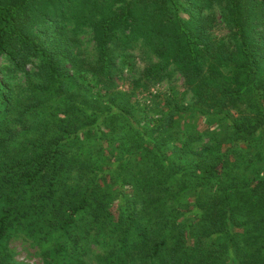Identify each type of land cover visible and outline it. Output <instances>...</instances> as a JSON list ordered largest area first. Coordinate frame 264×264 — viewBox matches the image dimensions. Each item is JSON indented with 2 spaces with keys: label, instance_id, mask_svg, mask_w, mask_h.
<instances>
[{
  "label": "trees",
  "instance_id": "obj_1",
  "mask_svg": "<svg viewBox=\"0 0 264 264\" xmlns=\"http://www.w3.org/2000/svg\"><path fill=\"white\" fill-rule=\"evenodd\" d=\"M11 238L264 264V0H0V264Z\"/></svg>",
  "mask_w": 264,
  "mask_h": 264
},
{
  "label": "rangeland",
  "instance_id": "obj_2",
  "mask_svg": "<svg viewBox=\"0 0 264 264\" xmlns=\"http://www.w3.org/2000/svg\"><path fill=\"white\" fill-rule=\"evenodd\" d=\"M139 69L142 68L141 63L139 64ZM125 79L119 85L120 90H126L129 87L130 81L129 78L131 77L127 71L123 73ZM182 84L181 81H177V85L180 86ZM167 86L163 84H157L151 87L149 93L144 94H137L136 98L142 100H147L146 102L149 103H157L162 99H167L166 97ZM36 248L30 241H25L22 238H11L8 241L6 252H7V262L6 264H42V259L37 256ZM89 264H92V258H87Z\"/></svg>",
  "mask_w": 264,
  "mask_h": 264
}]
</instances>
